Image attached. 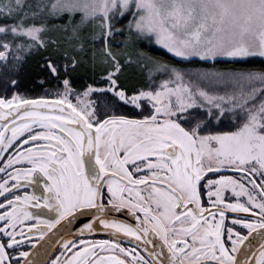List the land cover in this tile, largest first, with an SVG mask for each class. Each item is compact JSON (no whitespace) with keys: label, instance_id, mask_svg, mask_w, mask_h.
<instances>
[{"label":"snow or ice","instance_id":"1","mask_svg":"<svg viewBox=\"0 0 264 264\" xmlns=\"http://www.w3.org/2000/svg\"><path fill=\"white\" fill-rule=\"evenodd\" d=\"M249 57L264 0H0V264H264V67H214Z\"/></svg>","mask_w":264,"mask_h":264},{"label":"trees","instance_id":"2","mask_svg":"<svg viewBox=\"0 0 264 264\" xmlns=\"http://www.w3.org/2000/svg\"><path fill=\"white\" fill-rule=\"evenodd\" d=\"M58 23L59 21H55ZM141 47L144 48V51L154 58L162 59V60H171V55L167 54L166 51L163 49L157 47L156 45H152L150 47H145L141 45ZM245 60H251L252 63H233L230 60H223L220 59V62L214 65L215 68L224 70V69H232V68H248V67H254V68H260L264 67V59L261 57H249ZM39 63L42 64V61ZM189 68H204V67H213V65H203L199 63L198 61L194 60L192 64L185 65ZM6 73V70H5ZM5 73H0V79L3 78V75ZM129 74L135 76L136 71L135 70H129ZM11 75V74H9ZM45 75V71L39 66L38 64V57L36 58H29L25 64L23 65L22 69L19 71L18 79L20 80V91L27 94V97L29 98H36L39 94L43 93L44 87H47L45 85L44 87H41L38 83L40 79H42ZM15 91V89L11 90ZM11 91H9L8 95H11ZM3 94L2 88H0V95ZM98 99L97 96H93L92 100L96 101ZM101 101L103 98H100Z\"/></svg>","mask_w":264,"mask_h":264},{"label":"water","instance_id":"3","mask_svg":"<svg viewBox=\"0 0 264 264\" xmlns=\"http://www.w3.org/2000/svg\"><path fill=\"white\" fill-rule=\"evenodd\" d=\"M124 218V217H121ZM85 220L83 218L80 219V221L78 223L75 224L74 228H72L71 230H63L61 233H57V230L54 229L53 233H49L50 236H52L54 233L55 235L53 236V243L55 244L56 241L59 242H63V240H71L74 239L75 237L73 236V232L75 231L76 228H79L82 223H84ZM57 228L59 229L60 226L58 225ZM92 235H97V236H108L106 233H96V234H92ZM86 236H90V235H86ZM56 248L54 247L53 249H51V251H54Z\"/></svg>","mask_w":264,"mask_h":264},{"label":"flooded vegetation","instance_id":"4","mask_svg":"<svg viewBox=\"0 0 264 264\" xmlns=\"http://www.w3.org/2000/svg\"><path fill=\"white\" fill-rule=\"evenodd\" d=\"M29 191H32V189L30 188ZM46 218H47V217H46ZM82 238H84V239H90V240H91V239H108L109 236L90 235V236H84V237H82ZM54 251H56V249H55Z\"/></svg>","mask_w":264,"mask_h":264},{"label":"rangeland","instance_id":"5","mask_svg":"<svg viewBox=\"0 0 264 264\" xmlns=\"http://www.w3.org/2000/svg\"><path fill=\"white\" fill-rule=\"evenodd\" d=\"M154 46H155V44H153ZM157 47H159V48H161V49H163L162 47H160L159 45H156ZM164 51H166L165 49H163ZM220 59H223V60H228L227 58H220ZM242 59H246V58H242ZM262 59H264V58H262ZM27 98H29V97H27Z\"/></svg>","mask_w":264,"mask_h":264}]
</instances>
